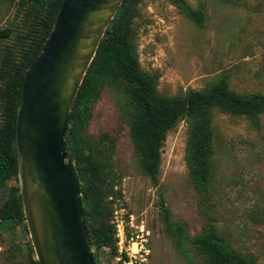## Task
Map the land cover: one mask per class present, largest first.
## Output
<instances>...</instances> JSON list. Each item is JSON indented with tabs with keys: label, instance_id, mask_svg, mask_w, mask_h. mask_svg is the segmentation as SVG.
<instances>
[{
	"label": "rangeland",
	"instance_id": "rangeland-1",
	"mask_svg": "<svg viewBox=\"0 0 264 264\" xmlns=\"http://www.w3.org/2000/svg\"><path fill=\"white\" fill-rule=\"evenodd\" d=\"M187 1L203 8V24L189 19L172 0L137 5L134 42L142 69L156 76L158 94L168 98L205 90L222 75L230 90L264 95V0ZM39 11L28 0H0V31L10 30L8 37L0 36V106L7 75L27 50ZM128 98L125 84L103 86L81 131L109 173L115 250L89 235L96 264H205L191 239L207 226L231 239L237 251L254 256L255 264H264V111L259 127L245 116L216 111L213 180L204 193L190 174L186 119L168 132L160 182L153 184L130 137ZM65 139L75 165L70 154L74 136ZM13 185L21 194L20 178ZM9 193V187L0 190V213ZM22 209L24 220L0 217V264H29L33 253L37 258ZM166 212L170 224L186 230L190 257L169 234ZM121 223L125 243L117 234Z\"/></svg>",
	"mask_w": 264,
	"mask_h": 264
},
{
	"label": "trees",
	"instance_id": "trees-1",
	"mask_svg": "<svg viewBox=\"0 0 264 264\" xmlns=\"http://www.w3.org/2000/svg\"><path fill=\"white\" fill-rule=\"evenodd\" d=\"M40 8L37 28L29 38L27 50L7 75L1 93L0 108V190L10 189L9 197L1 210L4 220L23 219L22 196L15 185L19 181L17 160L16 122L21 89L25 73L44 47L64 0H28ZM193 22H205L202 7H194L187 0H172ZM140 0H124L107 27L97 53L87 70L71 111L66 138L74 136L71 158L81 192L84 215L90 237L100 246L115 250V231L110 224L112 209L107 200L110 192L109 173L104 162L96 155L92 145L81 131L92 115L95 101L106 84H125L128 87L129 133L143 171L154 185L160 182L159 173L162 148L168 132L181 119L189 123L187 159L192 181L208 193L213 180V161L216 133L212 121L216 111L245 116L259 127L264 111V95H244L230 90L224 76L216 77L205 90L189 89L186 93L165 98L156 90V76L142 69L134 42L133 21ZM10 30L0 31L8 37ZM160 113V115H158ZM82 126L80 129L79 127ZM69 147V144H67ZM164 213L169 234L186 256L187 232L180 224H170ZM205 264H255L254 256L237 251L232 240L207 226L191 239ZM94 256V254H93ZM95 259V256H94ZM96 262V261H95ZM29 264H40L34 253Z\"/></svg>",
	"mask_w": 264,
	"mask_h": 264
},
{
	"label": "water",
	"instance_id": "water-1",
	"mask_svg": "<svg viewBox=\"0 0 264 264\" xmlns=\"http://www.w3.org/2000/svg\"><path fill=\"white\" fill-rule=\"evenodd\" d=\"M123 1L64 0L42 52L25 73L17 160L40 264H96L65 137L80 86Z\"/></svg>",
	"mask_w": 264,
	"mask_h": 264
},
{
	"label": "built area",
	"instance_id": "built-area-1",
	"mask_svg": "<svg viewBox=\"0 0 264 264\" xmlns=\"http://www.w3.org/2000/svg\"><path fill=\"white\" fill-rule=\"evenodd\" d=\"M117 234L119 236L120 243H125V240H127V235L125 232V228L123 227V223H121V225H118Z\"/></svg>",
	"mask_w": 264,
	"mask_h": 264
}]
</instances>
